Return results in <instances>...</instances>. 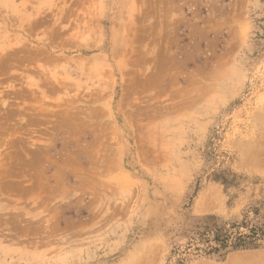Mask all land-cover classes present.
<instances>
[{
	"label": "rangeland",
	"instance_id": "obj_1",
	"mask_svg": "<svg viewBox=\"0 0 264 264\" xmlns=\"http://www.w3.org/2000/svg\"><path fill=\"white\" fill-rule=\"evenodd\" d=\"M263 225L264 0H0V264H264L207 247Z\"/></svg>",
	"mask_w": 264,
	"mask_h": 264
},
{
	"label": "trees",
	"instance_id": "obj_2",
	"mask_svg": "<svg viewBox=\"0 0 264 264\" xmlns=\"http://www.w3.org/2000/svg\"><path fill=\"white\" fill-rule=\"evenodd\" d=\"M259 240H264V225L261 227H251L248 234L238 233L235 236L229 235L227 231L217 230L214 233L213 242L219 246L215 248L211 244V241L207 240V247L214 252L228 247L232 248V250H240L257 246Z\"/></svg>",
	"mask_w": 264,
	"mask_h": 264
},
{
	"label": "bare ground",
	"instance_id": "obj_3",
	"mask_svg": "<svg viewBox=\"0 0 264 264\" xmlns=\"http://www.w3.org/2000/svg\"><path fill=\"white\" fill-rule=\"evenodd\" d=\"M148 11H149V10H148ZM146 14H147V13H146ZM120 36H122V35H120ZM116 39H117V38H116ZM122 41H124V40H122ZM122 41H121V42H122ZM117 42H118V41H117ZM118 43H119V42H118ZM121 44H123V43H121ZM249 258H250V257H249ZM251 259H252V258H251ZM252 260H253V259H252ZM248 263H249V262H248Z\"/></svg>",
	"mask_w": 264,
	"mask_h": 264
}]
</instances>
